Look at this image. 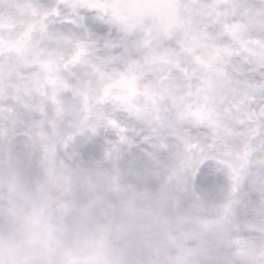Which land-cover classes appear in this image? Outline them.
I'll return each mask as SVG.
<instances>
[{
    "label": "clouds",
    "instance_id": "clouds-1",
    "mask_svg": "<svg viewBox=\"0 0 264 264\" xmlns=\"http://www.w3.org/2000/svg\"><path fill=\"white\" fill-rule=\"evenodd\" d=\"M0 264H264V0H0Z\"/></svg>",
    "mask_w": 264,
    "mask_h": 264
}]
</instances>
